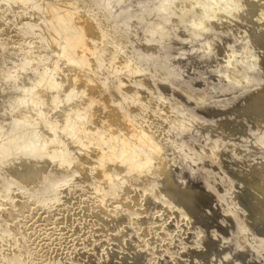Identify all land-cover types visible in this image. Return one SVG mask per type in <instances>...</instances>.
<instances>
[{"label":"rangeland","instance_id":"374dc122","mask_svg":"<svg viewBox=\"0 0 264 264\" xmlns=\"http://www.w3.org/2000/svg\"><path fill=\"white\" fill-rule=\"evenodd\" d=\"M4 1L0 0V67L5 61L4 56H12L14 64L10 67L23 65L25 58L39 61L42 57L48 59L47 63L42 58L40 61L44 62H38L37 67L41 64L38 69L42 70L52 59L55 60L56 52L48 47L45 38L39 37L34 24L39 22L37 17L41 19L39 11L29 9L22 13L19 6L22 7L21 4L26 0L9 4L12 8L5 5ZM73 1L78 9L96 23L107 41L115 45V54L124 56L127 67L123 71V81L133 89V101L130 104L132 107L144 106L159 119L153 128L157 135L162 136L163 154H171L176 166L183 151L200 155L203 167L215 172L213 180L221 188L220 195L232 193L228 169L220 168L223 162H231L232 173L241 168L239 181H249L252 184L260 181L264 175V123L257 126L253 135H250L248 123L243 129H236L233 123L230 127L222 128L219 136L207 138L206 131H211L213 127L212 119H188V109H185L194 104L198 112L207 110L211 113L213 101L197 102L203 97L206 87L204 80L197 82V89L191 92L185 84L176 87L177 94L187 93V103H182L175 97H158L156 78L163 83L162 80L167 77L177 60L186 57L191 43L206 44L199 55L195 52L185 59V66L190 77L199 73L206 65L208 76L214 77L221 71L222 84L240 85L233 98L226 102L222 118L226 116L230 106L239 108L244 104L249 105L253 95L262 87L263 91L255 102H263L264 28L260 16L264 12V2L256 8L255 4L260 0H231L229 3L228 0H151L144 7L136 5L134 0H129L126 5L119 3L121 0ZM132 21L137 27L132 26ZM210 21L214 22L212 27H208ZM165 28L170 33L163 38L159 49L167 51L174 43L176 58L168 59L169 55L166 54V62L163 64L146 62L145 54L137 55L139 42L142 41L145 46L150 45L162 35ZM242 36L244 39L240 40ZM249 39H256V43L251 44ZM42 64H45L44 67ZM34 67L28 73L33 77L40 72L35 71L36 65ZM252 74L256 75V85L250 81ZM165 84L168 90L174 88L167 81ZM4 86H8L6 82L0 83V88ZM3 98L5 95L0 100ZM15 120L17 118L8 119L6 124L10 125ZM178 122H182L184 127L175 132L174 126ZM44 123L45 120L37 123L43 132ZM247 140H253V145L240 148L241 143ZM45 161L47 158L44 156L33 159V170L34 167H42ZM192 170V166L188 164L183 170L176 168L163 175L152 171L142 185L133 187L134 193L131 190L125 193L127 203L132 204V212L119 216L106 214V217L101 216L94 207L93 187L96 184L90 180L86 171L83 172L77 166L68 165L63 170L50 168L45 184L36 191L18 185L15 180H3L0 204H7L2 207L10 208L9 204L16 205L17 209L19 207V210H14L15 206L10 208L4 214V220L9 222L18 214L15 224L24 228L26 234L24 242L15 246L14 251H29L31 264H92L93 260H98L99 264H214L216 261L219 264H234L229 262L226 249L235 248L241 252L245 246L254 244L255 252L260 256V264H264V244L259 245L246 232L241 233L234 242H218L214 247L212 260H200V253L202 250L206 251L209 242L206 239L198 241V236L203 232L200 222L192 220L194 223L188 226L186 221L188 209L197 210L206 206V193L191 199L189 203L172 200L174 195H178L173 186L184 182L185 176ZM196 170L199 171L200 168L196 167ZM197 181L186 182V185L206 186L204 175ZM128 183L130 181L126 184L129 185ZM151 185H155V189H149ZM123 190L119 191L121 195L124 194ZM161 192H169L171 195L162 198ZM254 195L252 191H247L245 199L247 197L252 200ZM262 195V201L255 203L248 211L254 219L264 216V192ZM12 197L17 201L18 197L22 198L26 202L19 199L17 204H14V200V203H9ZM236 198L234 195L222 206V210L226 215L233 214L230 228L242 229L248 206L243 205L234 213ZM104 200V207H110L107 211L112 208L115 212L119 209V196H107ZM20 210H24L23 213L19 212L21 215L17 213ZM28 210L31 213L26 214ZM200 218L206 221V215H201ZM262 224L264 225L263 221H260L259 225ZM129 225L136 229L132 236L125 233ZM214 235L215 231L212 229L210 236ZM137 249L145 250L143 258L135 256Z\"/></svg>","mask_w":264,"mask_h":264},{"label":"bare ground","instance_id":"6f19581e","mask_svg":"<svg viewBox=\"0 0 264 264\" xmlns=\"http://www.w3.org/2000/svg\"><path fill=\"white\" fill-rule=\"evenodd\" d=\"M18 1L20 0H5L4 4L9 6ZM150 1L134 0V3L144 7ZM230 1L228 0V3ZM20 2L22 3V0ZM128 2L129 0H121L119 3L126 5ZM263 2L264 0L256 2V8ZM21 5L22 7L19 6L21 9L17 8L22 13H26L29 9L39 11L41 19L37 17L39 22L34 24L39 37L46 39L48 47L55 50L56 56L55 60L52 59L53 61L45 67V64H42L44 67L42 70L38 69L41 64L37 67L42 57L39 61L25 58L23 65L10 67L14 64L12 56H4L5 61L0 67V83L6 82L8 86L0 88V98L5 95V98L0 100V187L3 185V180L5 182L15 180L18 185L25 186L30 191H36L45 184L50 168L57 167L63 170L68 165H74L83 172L86 171L90 180L96 184L95 188L93 187L95 191L93 202L101 216L106 217V214L119 216L132 210V204L129 201L130 206L125 199V193L129 190L134 193V188L142 185L152 171L163 175L176 168L183 170L189 164L193 170L185 176L184 182L173 186L178 195H174L172 200L178 203L181 200L189 203L191 199L194 200L206 193V206H202L200 210L188 209V221H186L188 226L194 223L192 220L200 222L203 232L198 236V241L206 239L209 242L206 251H201L200 260H212L213 250L218 242H234L244 232L250 234L259 245L264 244V225H259L260 221L264 223V216L254 219L255 217H251V213L248 212L255 203L263 199L264 175L257 184L249 181L241 182L239 181L241 168L232 173L231 162H223L220 168L228 169L227 175L232 193L220 195L221 188L213 180L215 172L203 167L200 155L183 151V155H180L178 159L179 166L178 164L176 166L171 154L162 153V136L157 135L153 128L154 123L159 121L157 116L152 115L144 106H131L133 89L123 81V71L127 67L126 60L123 55L115 54V45L107 41L105 34L96 23L78 9L73 0H26ZM9 7L12 8V6ZM250 14L252 16L253 11ZM260 20L264 28V12L261 13ZM27 24L25 27H28ZM213 24L214 22L210 21L208 27H212ZM132 26L137 27L133 21ZM169 33L170 30L165 28L162 35L148 46L140 41L136 49L137 55L145 54L146 62L159 64L166 62V54L169 55L168 59L176 58L174 43L168 47L167 51L159 49L163 38ZM239 39L243 40L244 37ZM249 42L255 44L256 39H249ZM205 46L206 44L191 43L186 57L177 60L167 77L162 80L163 83L156 78L158 97L171 96L182 103H187V93L177 94L176 87L185 84L187 90L191 92L197 89V82L204 80L206 87L203 97L196 101H213L212 111L211 113L207 110L198 112L194 104L188 105L185 108L188 109V119L197 120L199 117L206 121L212 119L213 127L211 131H206L207 138L219 136L222 128L230 127L233 123L236 129H243L248 123L250 135H253L256 133L257 126L264 123V101L259 104L255 102L259 99L263 87L256 91L249 105L244 104L239 108L230 106L227 108L226 116L222 118L226 102L233 98L240 85L222 84L223 72L221 71L214 77L208 76L206 65L199 73L189 76L190 72L186 70L185 59L195 52L199 55ZM43 60L47 63L48 59ZM35 65L37 67L35 71L40 70V72L38 71V74L33 77L28 73ZM166 81L174 88L168 90ZM250 81L256 85L255 74L251 75ZM4 111L6 113L2 114ZM12 118L17 120L7 125L6 120ZM40 120H45L44 132L38 127L37 123ZM183 127L184 124L178 122L174 130L177 132ZM9 128L12 130L9 131ZM253 143V140L244 141L240 148H248ZM42 156L46 157L47 161L42 167L37 166L33 170L34 165L31 161ZM196 167L200 168V173ZM202 175L206 177V186L198 184L188 187L186 185V182L201 180ZM128 181L131 185L126 184ZM155 187L151 185L149 189L152 190ZM120 190H123V195L119 193ZM247 191L255 194L252 200H248L247 197L245 199ZM116 195L119 196L117 204L119 209L114 212L111 208L109 210L111 213L107 211L110 207H104V198L116 197ZM170 195L169 192H161L160 197ZM234 195L237 197L234 213L243 205L248 206L242 229L230 228L233 214L226 215L222 210V206L227 204L226 202ZM17 199L24 201L19 197ZM12 200H14L13 197L9 203ZM14 201L15 203H12L17 204V200ZM2 205L0 206V264H31L29 251H14L15 246H18L26 235L24 228L15 224L19 218H17L18 214L9 222L4 220V214L13 206L15 210L16 205L9 204L10 208L2 207ZM29 212L31 213V210L25 213ZM201 215H206V221L200 218ZM212 229L215 231L213 237L210 236ZM133 230L136 229L129 225L125 233L132 236L131 234L136 232ZM137 250L135 256L143 258L145 250ZM226 253L230 263L260 264V256L255 252L254 244L245 246L241 252L235 248H228ZM95 263L99 264L98 260L92 261V264ZM214 264L219 263L216 261Z\"/></svg>","mask_w":264,"mask_h":264}]
</instances>
